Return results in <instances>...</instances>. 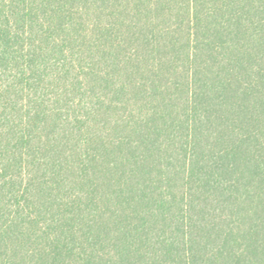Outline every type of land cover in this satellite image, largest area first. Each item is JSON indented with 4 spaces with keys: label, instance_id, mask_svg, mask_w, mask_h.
Listing matches in <instances>:
<instances>
[{
    "label": "trees",
    "instance_id": "16d2710c",
    "mask_svg": "<svg viewBox=\"0 0 264 264\" xmlns=\"http://www.w3.org/2000/svg\"><path fill=\"white\" fill-rule=\"evenodd\" d=\"M0 264H264V0H0Z\"/></svg>",
    "mask_w": 264,
    "mask_h": 264
}]
</instances>
